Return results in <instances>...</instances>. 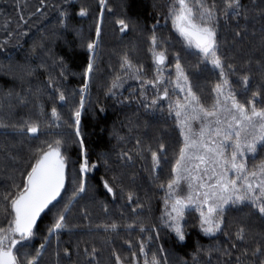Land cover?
I'll return each mask as SVG.
<instances>
[{
  "label": "trees",
  "instance_id": "16d2710c",
  "mask_svg": "<svg viewBox=\"0 0 264 264\" xmlns=\"http://www.w3.org/2000/svg\"><path fill=\"white\" fill-rule=\"evenodd\" d=\"M163 2L107 0L102 11L99 0H0V226L10 219L4 195L21 190L17 186L25 183L41 149L59 139L69 161L61 202L40 223L35 244L20 248L22 255L31 257L44 244L37 264H117V257L128 263L133 256L129 245L136 253L142 243L160 264L264 262V217L247 202L224 212L222 230L212 239L193 232L195 220L188 226L189 244L173 245L161 223L158 202L160 185L166 186L173 176L182 145L179 134L143 109L118 105L110 97L125 57L138 72L152 74L149 48L155 34L159 49L166 50L168 66L174 67L178 59L200 102L212 103L213 90L222 82L220 72L187 53L169 24L156 28ZM215 3L220 26L217 56L225 78L241 102L258 92L254 99L264 105V0H241L240 14L230 12L227 17L223 0ZM82 8L86 16L79 15ZM118 20L125 21L126 30L121 31ZM89 43L95 45L91 51ZM90 63L92 71L87 72ZM243 76L248 77L247 86ZM117 82L119 89L130 83L126 78ZM61 92L64 101L59 99ZM53 108L59 118L53 117ZM29 124L38 125L36 134L28 132ZM152 152L159 157L155 169ZM85 155L99 167L97 175L114 188L115 202L98 179L88 171L80 173ZM81 182L85 191L78 193ZM61 214L67 227L49 236ZM112 224L115 230H105ZM241 227L244 241L236 238Z\"/></svg>",
  "mask_w": 264,
  "mask_h": 264
},
{
  "label": "snow or ice",
  "instance_id": "6c2138e0",
  "mask_svg": "<svg viewBox=\"0 0 264 264\" xmlns=\"http://www.w3.org/2000/svg\"><path fill=\"white\" fill-rule=\"evenodd\" d=\"M99 4L103 11L107 6V0H99ZM223 4L222 11L225 17L229 15L230 11L233 15L240 14L241 0H223ZM216 8L215 0L211 4L207 0H173L169 16L176 31L187 41L188 47L197 49L205 59L210 58L213 67L220 70V76L225 77L224 65L216 52V29L211 23L216 18ZM107 10L111 11V8ZM60 15L63 17L66 13L62 11ZM79 15L86 16L87 10L82 8ZM117 23L121 26V31L128 27L124 20H118ZM99 31L98 27L97 36H99ZM151 39L155 46L157 44L155 34ZM94 47V44H88L90 51ZM153 56L156 64L163 65L165 63L166 56L163 51L153 50ZM124 63L131 67L127 57L124 58ZM175 68L178 81L176 87L181 92H185V88L179 83L182 79L187 89L184 102L177 100L174 111L178 118L183 113L182 124L187 128V133L182 128L183 146L175 161L172 170L173 176L166 186L160 185L166 192L164 199L166 206L164 215L168 217V220L165 221L166 226L175 232L180 241H183L185 235L180 221L184 217L185 209L193 205L200 213V223L204 233L209 235L220 231L224 207L228 204L236 205L248 202L264 217V162L255 169L249 170L243 159L246 152H256L257 142L264 143V107L258 108L254 99L259 96V93L253 92V99L245 102L237 100L235 93L230 89L225 96L224 88L229 84L225 78L214 88L217 93L215 103L206 107L188 85V78L184 75V70L178 59ZM139 70L137 69V71ZM91 71L92 64L90 63L87 72ZM157 71L159 72L161 69H157ZM119 79L118 76L117 80ZM241 79L247 86L248 77L243 76ZM159 82V76L155 81H145L153 88ZM118 86L114 81L112 87ZM84 88H87V84L84 85ZM162 93V96L158 97L159 99H165L169 95L167 88H164ZM220 96H225V100L231 101V104L221 105ZM59 99L65 100L62 92ZM156 103L157 98H153L151 104L155 105ZM80 106L83 107V100H81ZM52 115L59 118L55 108L52 109ZM189 120L198 123V129L194 130L188 123ZM75 123L77 126L80 123L79 110L75 112ZM27 130L36 134L38 125L29 124ZM76 134L80 135L78 127ZM80 143L83 147L82 140ZM60 145L61 140L57 139L48 143L45 149H41V155L31 166L30 171L26 173L25 183L23 186H17L21 190L4 195L3 199L7 201L4 211L10 219L5 225L0 226V264H37L41 255L40 250L29 257L22 255L17 245H23L25 241L32 238L37 218L60 195L61 189L64 187L66 165ZM160 150L163 151V145ZM151 155L155 169L159 166V157L156 152H152ZM89 167L88 160L85 158L80 164V173L83 175L89 170ZM229 172L234 173V176L229 177ZM182 181L186 184V193L180 190ZM205 181H211V183ZM104 187L108 192L113 191L107 182ZM84 191L85 187L81 182L78 193ZM129 199H131V194H129ZM169 204L170 210L168 209ZM65 219L63 214L58 216L49 229V236L67 227ZM109 227L115 230L117 226L115 224L105 226V230H108ZM140 230L141 232L145 231L143 228ZM244 233L245 229L241 227L236 233V238L244 241ZM44 246L41 244L40 249H43ZM129 246L131 247V245ZM144 247L142 243L141 253L144 252ZM256 252H260L259 247ZM117 264H120L119 257H117ZM145 264H160V261L153 254L151 261H146Z\"/></svg>",
  "mask_w": 264,
  "mask_h": 264
},
{
  "label": "flooded vegetation",
  "instance_id": "af4514ba",
  "mask_svg": "<svg viewBox=\"0 0 264 264\" xmlns=\"http://www.w3.org/2000/svg\"><path fill=\"white\" fill-rule=\"evenodd\" d=\"M165 2L166 1L164 0V2H163L164 11H165ZM169 9H170V7H169ZM163 14H165V12H163L161 15H163ZM167 24H169L171 26L170 16L167 19V21L162 25L166 26ZM160 26H158V27H160ZM171 30H172V28H171ZM150 45H151V42H150ZM155 46L157 47L158 43ZM155 51H157V50H155ZM162 51L166 52V50H162ZM151 52H153L152 49L149 50V54L151 56V62H152V66H153L152 74L146 75V74H143V72L142 73L138 72L132 65H131V67L128 66V67H124V69L122 68L119 72L120 73L119 77L120 78H126V81H128L130 83H128V85H126L125 87H123L121 89H119V87H115L113 89V87H112L111 89H113L115 91V93L117 94L115 97H113V100L116 104L121 105V106L135 105V106L143 109L149 116L153 117L154 119L162 121L167 125L174 126L176 131L179 134L180 139H181V143H182L181 147H182L183 146V136L181 135V131L183 128L184 132L187 133V128L184 127V125L182 124V121L184 120L183 113H182L181 117L178 118L175 115L174 109H175V105H176L177 100L184 102V97H185V92H186L187 86L184 85V81L181 79L179 81V83L182 87L185 88V92H181L180 89L176 87L177 82H178L177 81V71H176L175 66L174 67L168 66V56H167V63L165 62L163 65H158V64H156L154 56H153V54H151ZM195 57H197V56H195ZM198 58H200V57H198ZM201 60L203 61V59H201ZM207 60L208 59H205L204 62L206 64L210 65L212 68H214L211 64L208 63ZM157 69H161V71L158 72ZM125 70H127V72L124 74ZM217 71L220 72L219 69H217ZM184 75L186 76L185 72H184ZM158 76L160 77V82L156 85L155 88H153L150 84L145 83V81H155ZM223 79H225V77H222V80ZM116 83L118 84L117 81H116ZM188 85L191 86L189 79H188ZM164 88L168 89L169 95L165 99H159L158 97L162 96V94H163L162 90ZM229 89L231 91H233L230 84H228V86L224 88L225 96H226L227 92L229 91ZM235 95H236L237 100H239L240 97H238L236 93H235ZM225 96L219 97L221 105H223L224 103H228L230 105L231 101H226ZM153 98H157V103L155 105L151 104V100ZM216 99H217V93L213 90L212 103L210 105H205V104H203V105L206 107H210L211 105H213L215 103ZM255 102H256V106L258 108L264 107L263 104H259L256 100H255ZM170 105H171V107H170ZM188 111L190 112V109ZM188 123H190L192 125L194 130L198 129V127H199L198 123H196L194 121L189 120ZM249 139H250V137H249ZM177 158H178V156H177ZM243 159L246 163L247 169H249V170L255 169L258 165H260L262 162H264V143L257 142L256 152L255 153L246 152ZM92 165H94V164H92ZM90 167H89V170L87 172L88 175H90V170L92 168V167L91 168ZM95 168L98 171L99 167H95ZM91 178H93L94 180L98 179L99 182L101 183V180L104 177L99 176L98 178H96V177L95 178L91 177ZM205 182L210 183L211 181H205ZM102 189H103V187H102ZM180 190L183 193L187 192L186 184L183 181L181 182ZM201 191H203V190H201ZM165 195H166V192H165V189L163 188L162 189V195H161L159 202H158V214H159L160 220L163 217L164 224L166 225L165 221L168 220V217H166L164 215L165 211H166V206L164 204ZM231 206H232V204L225 205L224 212L226 210H228ZM168 209L170 210V204L168 205ZM195 220L197 221V224L192 228V230L195 234H197L202 239H207V240L212 239L216 234H218L222 230L223 223H222L221 229L218 233H216L214 235L205 234L202 227H201L199 211L197 210L195 205L189 206L188 208L185 209L184 217L180 221V224L182 226V229H183V232L185 235V239L183 241H180L177 238V236L173 230H171L167 226H163L165 228L167 234L173 239V245L174 246L185 247L189 244L190 231L188 230V226L191 223H194ZM129 249H130V251H132L131 254L133 255V253H135L134 249L131 248L130 246H129ZM91 257H92L91 259L94 258V256H91ZM146 261L150 262L151 257L149 256V254L147 253L145 248H144L143 253H141L140 248H139L138 252L135 253V256H132L131 260L128 259V263L120 261V264H145ZM116 263H117V260H116Z\"/></svg>",
  "mask_w": 264,
  "mask_h": 264
},
{
  "label": "water",
  "instance_id": "95a60500",
  "mask_svg": "<svg viewBox=\"0 0 264 264\" xmlns=\"http://www.w3.org/2000/svg\"><path fill=\"white\" fill-rule=\"evenodd\" d=\"M170 24H171V28H172V32L173 34L175 35V37L181 42L184 50L193 55V56H197V57H200L201 59H205L202 54L197 50L195 49L194 47H188L187 45V41L182 37L180 36V34L176 31V29L174 28L173 26V22H172V19L170 17ZM215 25V29H216V41H217V49H216V52H218L219 50V43H218V25L217 24H214ZM151 49L152 50H156V46L153 45L152 41H151ZM150 49V50H151ZM165 53V56H166V60L165 62L167 63V55H166V52L163 51ZM151 54H153V52H151ZM116 82V81H115ZM60 149H61V152L62 154L64 155L65 157V182H64V187L61 189V192H60V195L51 203L48 205V207L40 214V216L37 218V222H36V226L34 227L33 229V236L30 240H27L24 242L23 245H17V247L20 249L24 246H33L36 242V231H37V228L39 227L40 223L42 222V220L49 214L51 208L55 207L56 205H58L63 196H64V193L66 191V188H67V185H68V169H69V161L68 159L66 158L65 154H64V148L62 145H60ZM41 155V153L38 155V157ZM108 183V185L113 189L112 192H108V190L104 187V184L105 183ZM101 185L103 187V190L104 192L106 193V195L110 198L111 201L115 202V190L114 188L112 187V185L105 179L103 178L101 180Z\"/></svg>",
  "mask_w": 264,
  "mask_h": 264
},
{
  "label": "rangeland",
  "instance_id": "374dc122",
  "mask_svg": "<svg viewBox=\"0 0 264 264\" xmlns=\"http://www.w3.org/2000/svg\"><path fill=\"white\" fill-rule=\"evenodd\" d=\"M166 2H165V14H163V15H160V16H158V18L155 20V22H154V25L156 26V28L158 27V26H160V25H162V24H164L166 21H167V19L169 18V7L171 6V4L173 3V0H165ZM231 12V11H230ZM213 25L214 24H217L218 25V32H219V28H220V26H219V22H218V16H217V14H216V18L213 20V22H211ZM215 26V25H214ZM152 41V40H151ZM219 43V42H218ZM150 48H151V45H150ZM150 48H149V50H150ZM156 50L157 51H162L163 49H159V46H157L156 47ZM219 51V50H218ZM191 55V54H190ZM205 60V59H204ZM203 60V61H204ZM208 61V63L209 64H211L210 63V58L207 60ZM212 65V64H211ZM213 66V65H212ZM124 67H128V65H126L125 63H124V65H123V69H124ZM215 70H217L216 68H215ZM127 72V70H125L124 71V74ZM120 76V75H119ZM115 81H117V79L115 80ZM114 89V88H113ZM113 89H111V91H110V97L111 98H113V97H115L117 94L115 93V91L113 90ZM87 159V157H86V155L84 156V159ZM88 160V163H89V165L90 166H92V164L93 163H91V161L89 160V159H87ZM91 168V167H90ZM90 177H96V178H98L99 177V175H97V170H96V168L95 167H92L91 168V170H90V175H89ZM234 176V173H232V172H229V177H233ZM211 183V182H210ZM161 223H162V225L163 226H166L165 224H164V221H163V219L161 218ZM219 232V231H218ZM218 232H216V233H218ZM215 233V234H216ZM45 247V246H44ZM44 249V248H43ZM43 249H41L40 250V252H42L43 251Z\"/></svg>",
  "mask_w": 264,
  "mask_h": 264
}]
</instances>
